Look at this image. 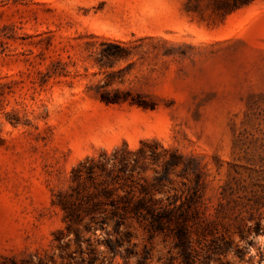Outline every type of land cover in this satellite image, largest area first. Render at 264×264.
Returning a JSON list of instances; mask_svg holds the SVG:
<instances>
[{
	"label": "rangeland",
	"instance_id": "obj_1",
	"mask_svg": "<svg viewBox=\"0 0 264 264\" xmlns=\"http://www.w3.org/2000/svg\"><path fill=\"white\" fill-rule=\"evenodd\" d=\"M142 140L200 175L194 264H264V0H0V264H185L170 236L68 229L52 203Z\"/></svg>",
	"mask_w": 264,
	"mask_h": 264
},
{
	"label": "trees",
	"instance_id": "obj_2",
	"mask_svg": "<svg viewBox=\"0 0 264 264\" xmlns=\"http://www.w3.org/2000/svg\"><path fill=\"white\" fill-rule=\"evenodd\" d=\"M171 175L181 177L182 189L172 188L173 193L167 195ZM70 182L67 191L55 193L52 199L62 210L68 229L82 224L88 230L94 224L106 230L112 225L113 232L120 234L127 233L122 229L127 222H136L150 233L170 236L185 264L195 263L191 257L193 235H204L200 230V175L193 161L177 150L164 148L155 140H142L136 148L124 143L111 153L102 151L79 161L71 168ZM105 244L117 251L122 242L108 238ZM147 259L142 255L137 264H148Z\"/></svg>",
	"mask_w": 264,
	"mask_h": 264
}]
</instances>
